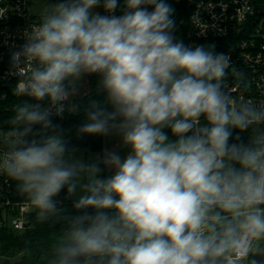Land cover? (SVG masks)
Segmentation results:
<instances>
[{
	"label": "clouds",
	"instance_id": "9594fccd",
	"mask_svg": "<svg viewBox=\"0 0 264 264\" xmlns=\"http://www.w3.org/2000/svg\"><path fill=\"white\" fill-rule=\"evenodd\" d=\"M174 12L169 0H56L11 53L13 67L31 66L15 94L49 107L16 106L10 122L24 127L0 153V176L40 221L63 190L83 189L49 264H239L264 240V109L228 91L227 53L177 39ZM86 76L104 98L79 132L127 149H105L107 176L101 163H68L58 134L29 138L58 127L51 117Z\"/></svg>",
	"mask_w": 264,
	"mask_h": 264
},
{
	"label": "built area",
	"instance_id": "2783aa9c",
	"mask_svg": "<svg viewBox=\"0 0 264 264\" xmlns=\"http://www.w3.org/2000/svg\"><path fill=\"white\" fill-rule=\"evenodd\" d=\"M51 2L56 0H0V103L8 99L9 92H15L18 81L30 72L31 66L23 62L13 67L11 53L25 42L26 29L39 22L42 10ZM190 22L189 46L215 44L217 52L230 56L226 84L233 98L251 101L264 109V8L259 0H201L194 4ZM40 103L44 108L49 107L47 100ZM63 103L64 111L51 119H62L77 107L73 96ZM259 127L264 130V126ZM11 133L0 122V153L11 149L15 139ZM33 213L30 202L16 188V183L0 176V225L23 231L29 227ZM262 244L263 240L254 239L248 257L239 264H250ZM227 259L230 261L232 257Z\"/></svg>",
	"mask_w": 264,
	"mask_h": 264
},
{
	"label": "trees",
	"instance_id": "16d2710c",
	"mask_svg": "<svg viewBox=\"0 0 264 264\" xmlns=\"http://www.w3.org/2000/svg\"><path fill=\"white\" fill-rule=\"evenodd\" d=\"M199 1L201 0H169V3L175 9L174 19L177 24V39L182 40L186 45H188L187 37L191 27V10L194 4ZM259 4L264 8V0H259ZM227 82L228 78L226 77ZM98 84L99 78L90 76V92L82 99L76 101V109L66 114L62 119H52L53 124L58 126L56 128H44L42 125L33 126V132L29 138L41 140L52 134L62 136L69 149L65 155L68 163H74L72 154L76 149L81 150L85 157L92 153L102 152L105 137L79 132L80 127L86 121L90 102L104 98L103 93L98 92ZM9 93L8 99L0 103V122L7 131H13L17 127L22 129L23 125L16 126L10 122L15 115L16 106L23 104L25 101L33 104L40 102L31 100L26 96H18L15 92ZM251 133V131H246L242 133V136L245 140H248ZM101 167H104V165L101 164ZM103 175H108L106 167H104ZM16 188L20 190L17 184ZM58 198L60 200L54 197L58 201V211L49 216L47 221L38 220L34 212L30 216L29 227L23 231H16L10 226L0 225V264H49L54 259V245L61 241L71 217L79 214L74 207L75 201L72 196L67 194V189L63 190Z\"/></svg>",
	"mask_w": 264,
	"mask_h": 264
},
{
	"label": "crops",
	"instance_id": "0c3cea01",
	"mask_svg": "<svg viewBox=\"0 0 264 264\" xmlns=\"http://www.w3.org/2000/svg\"><path fill=\"white\" fill-rule=\"evenodd\" d=\"M111 138H114V139L111 140ZM104 141H105V144H104L103 151L100 153H92V154L88 155L87 157H85V159H84L85 165L91 164V163L103 164L102 160H103V157L105 156V149L117 148V150L121 151L122 155L127 151V149H123L122 147H118L120 145V141H119V138H117V137H105ZM107 171H108V175H109L111 172V169L107 168ZM87 181H88V177L82 173L81 184L87 183ZM82 191H83L82 187L78 186L76 194L72 195V199L74 201H76L77 198L79 197V195L82 194Z\"/></svg>",
	"mask_w": 264,
	"mask_h": 264
},
{
	"label": "rangeland",
	"instance_id": "374dc122",
	"mask_svg": "<svg viewBox=\"0 0 264 264\" xmlns=\"http://www.w3.org/2000/svg\"><path fill=\"white\" fill-rule=\"evenodd\" d=\"M89 77L90 76H86L82 79V81L78 84V92L76 95H74V99L75 101H78L80 99H82L84 96H86L87 94H89L90 92V85H89ZM114 138H111V140H113ZM85 156L82 153L81 150L76 149L74 150L73 154H72V160L74 163L76 162H80V163H85ZM260 247H257L256 252H258L260 250ZM259 249V250H258Z\"/></svg>",
	"mask_w": 264,
	"mask_h": 264
},
{
	"label": "water",
	"instance_id": "95a60500",
	"mask_svg": "<svg viewBox=\"0 0 264 264\" xmlns=\"http://www.w3.org/2000/svg\"><path fill=\"white\" fill-rule=\"evenodd\" d=\"M255 259L257 264H264V244L263 246L260 248V250L258 252H256L252 258L251 261ZM221 264H229V260L226 258L224 260H222ZM251 264V263H250Z\"/></svg>",
	"mask_w": 264,
	"mask_h": 264
}]
</instances>
